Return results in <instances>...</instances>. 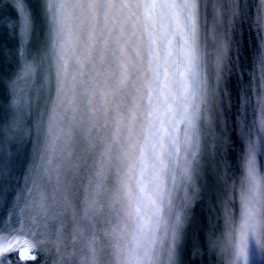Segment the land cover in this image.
Returning <instances> with one entry per match:
<instances>
[{
  "label": "snow or ice",
  "instance_id": "6c2138e0",
  "mask_svg": "<svg viewBox=\"0 0 264 264\" xmlns=\"http://www.w3.org/2000/svg\"><path fill=\"white\" fill-rule=\"evenodd\" d=\"M14 6L22 62L11 111L0 115V209L9 214L0 264L9 253L34 260L39 245L56 253L55 264H175L220 143L228 45L207 59L205 49L235 26L241 0ZM255 20L264 33V0ZM256 66L264 81V52ZM258 108V121L240 126L239 216L226 203L209 240L220 264H264V96Z\"/></svg>",
  "mask_w": 264,
  "mask_h": 264
},
{
  "label": "water",
  "instance_id": "95a60500",
  "mask_svg": "<svg viewBox=\"0 0 264 264\" xmlns=\"http://www.w3.org/2000/svg\"><path fill=\"white\" fill-rule=\"evenodd\" d=\"M34 2V0H32ZM260 0H241L242 15L231 27L226 24L225 34L215 43L209 37L207 54L215 55L222 43L228 45L224 67L220 72L217 91L219 93V123L215 129L220 143L219 149H213V163L199 185V191L192 201L183 235L177 249L175 264H220L209 246V240L215 229L217 236L223 227V209L229 204L233 214L238 218L240 203L239 192L233 190V182L240 176L239 164L241 154L240 126L247 122L249 126L258 121L260 112L258 98L264 96V81L260 79L256 60L264 52V33L257 34L260 25L256 22V9ZM18 14L14 0H0V115L11 111L12 81L20 71ZM209 83L215 81V69L206 68ZM182 127V126H181ZM258 164L264 168V156L258 157ZM26 167V165H25ZM23 169L18 164L14 175L23 186ZM15 184V181L13 182ZM7 191L11 192L9 188ZM18 191V189H17ZM80 193H77L79 195ZM11 202L9 203V209ZM8 213L0 209V221L8 219ZM25 227L27 216L25 214ZM15 218H13L14 222ZM39 245L34 260H19L17 254H6L8 264H55L54 251L39 249L48 248Z\"/></svg>",
  "mask_w": 264,
  "mask_h": 264
}]
</instances>
